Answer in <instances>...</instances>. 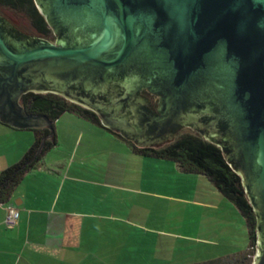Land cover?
<instances>
[{
  "label": "water",
  "instance_id": "water-1",
  "mask_svg": "<svg viewBox=\"0 0 264 264\" xmlns=\"http://www.w3.org/2000/svg\"><path fill=\"white\" fill-rule=\"evenodd\" d=\"M47 6L54 21L63 15L68 45L21 50L0 20V73L7 76L0 77V120L54 133L46 116L25 114L23 91L12 93L21 71L94 105L106 126L110 113L138 146L167 142L186 126L226 142V158L257 215L254 264H264V0H47ZM73 86L87 90L82 101L67 95V88L77 95ZM146 86L162 96L159 116L139 93Z\"/></svg>",
  "mask_w": 264,
  "mask_h": 264
},
{
  "label": "crops",
  "instance_id": "crops-1",
  "mask_svg": "<svg viewBox=\"0 0 264 264\" xmlns=\"http://www.w3.org/2000/svg\"><path fill=\"white\" fill-rule=\"evenodd\" d=\"M19 103L23 106L21 99ZM25 114L32 115L26 109ZM65 118L71 121L69 125L60 123ZM58 119L54 133L47 135H56V144L25 174L10 201L0 205V264H125L142 254L138 246L149 238L154 241L149 225L154 231L159 229L155 225L160 218L169 219V202L177 203L180 210L205 213L215 208L203 194L194 192L197 185L184 196L168 192L162 176L156 183L149 182L143 172L148 162L144 157L149 155L136 151L134 143L119 136L117 129L75 112H65ZM40 128L46 126L18 128L0 120V173L24 157ZM71 134L72 141L68 139ZM132 160L136 169L127 165ZM173 168L177 183L187 180L184 174L197 175L184 172L177 162ZM199 182L208 187L207 179ZM11 207L19 215L18 223L9 228L2 221ZM182 234L195 235H176ZM131 243H137L136 249Z\"/></svg>",
  "mask_w": 264,
  "mask_h": 264
},
{
  "label": "rangeland",
  "instance_id": "rangeland-1",
  "mask_svg": "<svg viewBox=\"0 0 264 264\" xmlns=\"http://www.w3.org/2000/svg\"><path fill=\"white\" fill-rule=\"evenodd\" d=\"M0 15L5 16L14 24H19L21 30L25 32L30 31L28 24H26L23 19L18 22V20L15 19V14L13 12L9 10L3 12L1 9ZM54 38L55 35L51 36L52 40H54ZM139 93L144 98L150 100L152 109L159 116L160 113L158 112V107L162 96L151 92L147 86L142 87V89L139 90ZM58 121H60V119H58ZM70 122L71 121L68 118L60 121L62 125H69ZM186 131L199 132L191 126H186L183 127L179 133ZM176 136H174L173 139ZM73 137L74 134H71L68 139L72 141ZM173 139H168L167 142L156 146H161ZM129 141L136 144L133 140ZM82 145L79 148L80 152L85 150ZM95 158L97 160L102 159V157L100 158L98 155H96ZM144 158H147L148 162L147 166L144 164L143 170L145 169V171L143 172L148 174L149 182L156 183L157 179L162 180L160 177L162 176L165 180L164 185H166V190L168 192H175L176 194L184 196L189 194L192 186L197 185L198 187H195L194 192H197L198 195L203 194L202 198L212 202L214 204H212V207L214 206L215 208H207L208 211L205 213L198 209L191 210V208H182L180 210L178 209V206H176L177 203L169 202L168 209L171 210L169 219L160 218L156 223L157 225H155L156 228H159L160 230L155 229L153 231L154 226L152 224L149 225L148 232L155 237L154 241L149 238L147 243H143V249L142 247H137V251H141L142 253L139 255L142 259L135 261L139 257H134L133 259L126 260L127 263L125 264H141L140 261H143L142 264H207L214 259L227 255H230L231 258L225 260L224 264H241L243 261L242 259L244 258L245 264H254L258 241V220L256 227V241L252 245H249L248 227L245 218L232 201L223 197L222 193L207 176L184 174L187 175L185 176L187 180H180L182 182L177 183V172L173 168V166H176L175 161L150 156H145ZM133 162L135 161L132 160L130 164L127 162L129 169H131V167L135 169L137 168V163L135 166V163L131 164ZM191 176L196 177L197 181L195 180L194 182L191 180V178H189ZM199 179H207L209 182L208 187L205 188L203 183L199 182ZM210 185H214L213 189L210 188ZM182 186H185L186 189L183 190ZM216 193H218L219 197ZM160 199L163 198H159V200ZM188 207H192V205H189ZM190 222H194V225ZM182 232L186 233V235L191 233L195 235H193V237H187L183 234L176 235L177 233ZM131 245L136 249L137 243H131ZM150 247L153 249L152 252H150ZM110 264H112V262H110Z\"/></svg>",
  "mask_w": 264,
  "mask_h": 264
},
{
  "label": "trees",
  "instance_id": "trees-1",
  "mask_svg": "<svg viewBox=\"0 0 264 264\" xmlns=\"http://www.w3.org/2000/svg\"><path fill=\"white\" fill-rule=\"evenodd\" d=\"M0 8L14 14L21 13L23 17L31 20L45 32L49 30L47 22L38 11L34 0H0ZM21 102L29 114L46 116L51 121L53 128L55 121L65 112H75L103 125L94 109L84 107L58 93L30 91L22 96ZM36 132L37 139L24 157L0 173V205L10 201L15 188L25 174L33 169L42 155L56 144V135L47 138L44 147L39 152L43 138L49 135L51 130L46 127L36 129ZM116 133L124 138L121 132ZM133 146L136 151L143 154L176 161L184 172L207 176L215 187L240 210L248 226V244L255 243L257 237L256 211L247 195L241 175L226 158L225 152L230 148L226 142L219 143L209 139L203 135L201 130V132H181L173 140L161 146L139 147L136 144ZM230 258V255L223 256L207 264H224L225 260ZM242 260L241 264H245V258Z\"/></svg>",
  "mask_w": 264,
  "mask_h": 264
},
{
  "label": "flooded vegetation",
  "instance_id": "flooded-vegetation-1",
  "mask_svg": "<svg viewBox=\"0 0 264 264\" xmlns=\"http://www.w3.org/2000/svg\"><path fill=\"white\" fill-rule=\"evenodd\" d=\"M34 2H35V5H36L38 11L44 16L49 30L47 32H45V30H43L39 26L35 25L31 20H28L26 17H23L21 15V13H16L15 19H17L18 22H20L23 19V21H25V23L28 24V27L30 30L29 33L22 32L21 28H19L20 27L19 24L10 23L9 21L6 20V18L3 15H0V20L3 21L4 26L6 24L5 32L7 34L11 35L14 38V40H17L18 44L20 45L18 48L21 50L30 49L32 47H36L40 44H46V43H52V44H56V45H68V40L66 38V37H68L67 36L68 35V29H66V26L64 25L65 23L61 20V17H60L63 15L59 14L58 17L60 19H58L59 21L56 22L50 16V12H49L48 6H47V0H34ZM0 10H1V8H0ZM2 11L6 12V10H4V9H2ZM73 31H71V34L76 35V33ZM53 35H55L54 40L51 39V36H53ZM6 41L8 43H10L9 37H7V35H6ZM0 77H7V76L5 75L4 72H2V73H0ZM19 77H20V80L13 83L14 85L11 87V89H13L12 93L14 95H18L23 91L20 94V98H22V96L25 93L30 92L31 90H29V89L32 87L33 88H48L50 90L48 92L58 93L61 95H63V93L65 92L63 89H61V87L58 83H55L53 81L52 82L47 81V80H45V78L37 79V78H35L37 76L27 75V74L22 73L21 71L19 72ZM26 78H28V82L25 81ZM0 81L3 82V81H5V79L0 78ZM115 82H116V84H119L117 81H113V83H115ZM27 90H29V91H27ZM68 90H69V88H67V91H66L67 95L76 97L80 101L83 100V98H81L82 96L80 94H82V93L87 94V90L80 87V86H73V90L77 94L76 96H74V94ZM24 91H26V92H24ZM7 93L9 94L8 91L3 90L4 95H7ZM3 99L6 100V97H4ZM72 101L75 103H79V102H76L75 100H72ZM124 101L126 102L125 99H124ZM90 106L92 107V109L93 108L96 109L94 105L93 106L90 105ZM84 107H87V106H84ZM87 108H90V107H87ZM109 115H110V113H109ZM109 115L106 116V118L103 121L108 126L116 129L115 119H113ZM157 145H160V144H157Z\"/></svg>",
  "mask_w": 264,
  "mask_h": 264
},
{
  "label": "built area",
  "instance_id": "built-area-1",
  "mask_svg": "<svg viewBox=\"0 0 264 264\" xmlns=\"http://www.w3.org/2000/svg\"><path fill=\"white\" fill-rule=\"evenodd\" d=\"M18 215V211L14 207H11L2 222L9 228L14 227L18 223Z\"/></svg>",
  "mask_w": 264,
  "mask_h": 264
}]
</instances>
